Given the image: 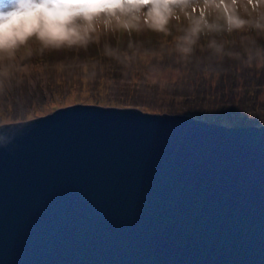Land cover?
Returning <instances> with one entry per match:
<instances>
[{"label":"water","instance_id":"1","mask_svg":"<svg viewBox=\"0 0 264 264\" xmlns=\"http://www.w3.org/2000/svg\"><path fill=\"white\" fill-rule=\"evenodd\" d=\"M0 264H264V124L80 102L1 123Z\"/></svg>","mask_w":264,"mask_h":264},{"label":"rangeland","instance_id":"2","mask_svg":"<svg viewBox=\"0 0 264 264\" xmlns=\"http://www.w3.org/2000/svg\"><path fill=\"white\" fill-rule=\"evenodd\" d=\"M196 18L206 25L212 22L214 32H221L220 42L229 39L224 41L228 49L237 45V40L241 45L252 36L254 39L257 35L264 37V0H183L168 7L162 22L153 16H137L120 22L95 23L83 44L45 48L32 39L0 54V124L43 115L79 102L138 106L147 111L166 109L170 103L182 104V98L167 92L168 73L162 69L146 74L147 81L125 72L113 78L111 69L123 61L128 66L127 60L138 55L133 47L124 51L116 48V40H126V36L144 41V47L155 49L167 46L169 40L174 44L183 43L180 45L183 48L189 44L203 47L216 42L214 33L207 39L194 35ZM223 29L227 37L222 34ZM145 56L150 55L141 54L142 58ZM259 99L262 101L258 109L264 115V87ZM197 107L192 111L216 112L209 102ZM220 114L232 117L231 125L242 124L237 112L221 111Z\"/></svg>","mask_w":264,"mask_h":264},{"label":"trees","instance_id":"3","mask_svg":"<svg viewBox=\"0 0 264 264\" xmlns=\"http://www.w3.org/2000/svg\"><path fill=\"white\" fill-rule=\"evenodd\" d=\"M195 24L197 27L195 36L207 39L214 33L217 35L213 37L216 42L203 47L189 44L183 48L180 46L183 43L174 44L175 42L169 40L167 46L155 49L144 47V41H137L134 37L128 39L126 36V40L121 38L116 40L118 50L124 51L128 47H133L136 48L138 55L127 60L128 66L126 61L117 68L113 66L111 69L113 78L115 76L119 78V75L125 72L129 76L136 75L139 79L146 80V74L162 69L168 73L165 79L167 92L182 98L183 103H170L165 106L166 109L156 111V108L151 111L168 110L170 113L190 114L227 125L233 124L232 117L223 116L220 112L228 114L237 112L241 116L239 120L242 124H264L262 119L264 115L258 109L259 102L262 101L259 95L264 87V37L257 35L254 39L252 36L241 45L237 40L235 41L237 45L228 49L226 48L228 43L224 41L229 39L225 38L220 42L221 32H214L212 22L208 21L206 25L200 22V18H196ZM222 34L227 37L225 29L222 30ZM140 53H148L150 56L142 58ZM118 62L120 63V60ZM133 100L135 103L136 99ZM206 102L216 108V112L192 111L193 107L200 108V105Z\"/></svg>","mask_w":264,"mask_h":264},{"label":"clouds","instance_id":"4","mask_svg":"<svg viewBox=\"0 0 264 264\" xmlns=\"http://www.w3.org/2000/svg\"><path fill=\"white\" fill-rule=\"evenodd\" d=\"M168 5L145 8L115 0H0V54L35 39L45 48L83 44L95 23L153 16L163 21Z\"/></svg>","mask_w":264,"mask_h":264},{"label":"snow or ice","instance_id":"5","mask_svg":"<svg viewBox=\"0 0 264 264\" xmlns=\"http://www.w3.org/2000/svg\"><path fill=\"white\" fill-rule=\"evenodd\" d=\"M115 2H123V3H130V4H137L145 9L147 7L158 4V3H163L168 6H171L172 4H178L182 3L183 0H115Z\"/></svg>","mask_w":264,"mask_h":264}]
</instances>
